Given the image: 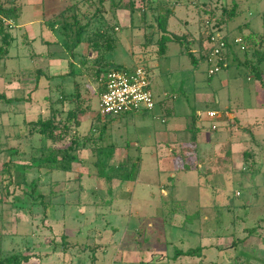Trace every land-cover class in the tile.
Listing matches in <instances>:
<instances>
[{"label": "rangeland", "instance_id": "1", "mask_svg": "<svg viewBox=\"0 0 264 264\" xmlns=\"http://www.w3.org/2000/svg\"><path fill=\"white\" fill-rule=\"evenodd\" d=\"M235 1L240 12L229 21L223 14L222 2L230 7L232 0H170L175 15L168 28L179 36L189 35L188 42L193 52L201 57V52L209 45L204 34L208 30L206 21L221 25L228 21L223 31L212 29V34H228L230 43L234 42L231 55L237 56L232 57L244 63L247 59L244 48L234 40L251 32L259 34L264 40V0ZM2 2L11 6L12 0ZM57 12L63 15L64 8ZM126 15L127 12L123 11L117 15L118 19H113L120 29L117 35L121 39L113 55L114 65L125 68L148 65L149 72L152 70L153 91H161L163 95L164 88L161 87H168L165 92L167 97L163 96L173 103L176 101L174 114L180 117L179 125L183 123L176 131L182 133L184 139L174 146V143L168 142L167 146L176 147L173 151L175 156L178 155L175 162L178 170L188 165L193 171L176 174L158 172L159 164L151 159L150 149L143 148L135 138L136 132L141 135L153 126L165 128L163 121L168 122L169 116L164 114L162 120L160 107L156 108L154 115L128 113L114 121H121L120 126L110 127L114 124L113 120L103 119L98 113L102 84L93 65L80 74V84L90 81L84 99L78 105H67L66 101L58 104L63 112L76 106L80 108L78 132L81 135L78 136L86 142L72 162L62 160L69 146L68 141L55 144L40 134H30L27 122L20 124V120H13V126H19L14 130L10 128L9 120H5L9 116L15 118L14 110L19 111L18 115L23 118L32 110L31 118L48 119L51 114L49 104H45L42 95L36 102L30 95L20 108L8 109H4V97L0 95V126H6L4 131H10L5 138L0 131V181L4 164L8 162L14 167L11 197L6 198L0 190V246L4 244L8 251L20 250L29 258L23 264H49L51 260L47 258L50 256H54L53 264L61 263L57 256L60 255L64 237L69 244H138L145 250L152 244H165L168 253H171L169 264L180 261L175 260L174 253L187 249L184 244H192L194 248L204 247L201 256L192 255L198 258L193 259L194 264H264V178L260 174L256 178L252 176L254 171H264V131L260 135L262 141L252 143L250 129L240 125L238 119L230 122L227 115L237 109L253 107L256 103L264 105V87L251 69L257 59L255 63H251L253 60L250 59L246 68L237 65L238 62H231L233 58L229 57L225 60L230 63L228 67L210 77L209 65L202 61L195 68L177 44L169 45L172 57L167 61L161 60L155 14L151 16L148 13L142 30L137 24L131 27ZM7 24L10 26V22ZM1 41L2 36L0 46ZM132 63L134 66L130 67ZM259 68L264 70V62ZM60 96H63L62 93ZM168 107H171L170 101L165 109ZM213 110L222 113L221 121L215 122L218 126L215 130L212 128L214 123L207 118V112ZM261 120L258 119L257 124ZM197 122L209 139L215 138L212 140L221 145L216 143L219 146L210 147L207 142L206 146L201 144V149H195L190 142L197 135ZM104 124L107 127L101 138ZM107 129L113 133L111 140L106 137L109 134ZM225 129L230 137L219 138L226 136ZM188 133L189 139L186 138ZM143 138L147 139L146 135ZM231 139L241 143L233 147L230 141L226 142ZM132 146L134 150H128ZM251 148L257 163L255 170L250 169L242 157L243 152ZM196 150L197 155H194ZM168 154L171 155L170 151ZM47 156H56L57 163L45 162L43 159ZM130 172H135L139 183L125 179ZM168 178L171 181L167 182V187L160 185L159 188V184H164ZM146 181H151L153 187L147 188ZM174 181L176 186L172 189ZM197 181L199 188L194 185ZM31 184H36L35 195L31 193ZM167 188L169 190L164 194ZM151 191H155V197L150 194ZM17 196L25 204L24 209L13 203V198ZM183 199L187 205L177 201ZM179 203L183 204L184 212L181 214L175 209L181 208ZM196 211L200 217L196 216L193 224L181 226L184 216L196 215ZM177 217L180 226L172 223ZM232 244H238V248L235 249ZM71 251L75 253L76 248L69 253ZM115 252L116 247L109 248L110 257ZM159 258L155 264H160L157 262ZM235 258L239 261L234 262Z\"/></svg>", "mask_w": 264, "mask_h": 264}, {"label": "crops", "instance_id": "2", "mask_svg": "<svg viewBox=\"0 0 264 264\" xmlns=\"http://www.w3.org/2000/svg\"><path fill=\"white\" fill-rule=\"evenodd\" d=\"M19 2V3H18ZM18 7L20 8L18 12L17 19L11 20L10 22V47L8 49L7 55L3 59V61L0 64V95L4 97L3 105L5 106L4 109L11 108H20V105H22V102L24 104L25 98L29 97L33 99L34 102H36L39 98V95H42L44 97L45 104H49L48 111L50 112V98L52 96L60 97L61 92L63 91L67 95H71L74 93L76 89L79 91L80 100L84 99V96H86V91L89 89V85L87 84L90 81H88L86 84H80L81 80V73L85 72V68L88 66H92L93 63H95L97 52L93 50L92 42L88 40L89 33L83 34V39L80 43H78L77 38L76 41L73 43L72 34L69 33V31H65L62 29V26L59 23V19L62 17L59 11V9L64 8L65 15L66 12L74 11L73 9V3H76L75 0H17ZM70 5V6H66ZM107 6L105 17L113 18L110 11V3L106 2L105 4ZM61 6V7H60ZM60 7V8H59ZM77 13L80 12V14H83L86 12V8L84 4L80 5V9L76 10ZM123 11L122 9H119L117 12V15L121 14ZM127 19L130 20V17L127 13L126 15ZM82 19V17H80ZM64 19V18H61ZM118 19V17H117ZM172 19V17H171ZM170 19V21H171ZM62 22V20H61ZM91 29L97 25V20L94 19L91 22ZM131 27H133L130 24ZM60 27V28H59ZM118 28V25H117ZM134 28V27H133ZM120 30L119 28L117 29ZM151 37V36H150ZM121 39H119L118 44H120ZM117 44V47H118ZM117 49V48H116ZM115 49V50H116ZM115 50L113 53L109 54L107 56L108 61L111 63H115L113 61V55L115 54ZM129 51V49H128ZM169 51L166 55L161 57V60L164 59L167 61L171 55H169ZM112 60H110V58ZM133 61L135 63V59L133 58ZM134 63L130 67H133ZM228 64V63H227ZM39 72L41 75L39 76ZM82 75V74H81ZM162 86V85H161ZM70 87V88H69ZM54 88V89H53ZM61 90H58V89ZM162 91L164 92L163 95L167 97L168 90L162 86ZM53 89V91H52ZM47 91V93H45ZM57 91V92H56ZM161 91H156L154 94L157 98L156 100L160 101L161 103H157L155 109L151 112H144V113H133L134 115L144 116L148 114H152L155 112L157 107H160L162 113V120H164L165 115L168 114L169 116L167 118L168 122H164L166 125L165 128H157L152 127L149 128V130L145 129L141 135L136 132L135 138L138 139L137 141L140 142V145L144 147H148L152 153L151 159H155L156 163L158 162L159 166L157 168L158 172L162 171L163 173H178L179 171L182 172H190L193 170H183L176 168L175 162L178 158V155L175 156V152L173 151L176 149V147H168V142L177 144V142L180 141V139H184L182 136V133H177L176 129L179 125L180 117L177 116L175 112L176 108L174 103L176 101H170L171 107L169 112H166L168 109H165V105H168L169 101L164 99V96L161 95ZM71 98V96H69ZM165 100V103L163 101ZM178 99V98H177ZM100 101V97H99ZM26 102V101H25ZM69 105L68 103H66ZM18 106V107H16ZM172 109V110H171ZM174 109V110H173ZM99 110V108H98ZM238 110V109H237ZM232 111L230 113H227L229 116V121L233 122L235 119H238L240 122V125H243V127H248L250 130V138L252 143H259L262 141V138L260 137L262 131H264V113L262 114L261 110H264L263 103H256L253 107L246 108V109H239L238 111ZM8 112V111H7ZM264 112V111H263ZM32 110L30 114H32ZM99 113V112H98ZM258 113V114H257ZM9 114V112H8ZM19 111L14 110L13 115L14 119H12L10 116L6 117L5 120H9L11 123L10 128L18 129L19 126L14 127L12 123H14L15 120H20L19 123L22 122H37L39 118L33 119L31 118L30 114L27 115L26 118H23L22 115H18ZM262 114V115H261ZM7 115V114H6ZM5 115V116H6ZM46 117V116H44ZM23 118V119H22ZM43 118V117H42ZM222 118V113H221ZM221 118L218 120L221 121ZM262 119L260 121V124H257L258 119ZM103 119L111 120L112 117H106ZM4 120V121H5ZM14 120V121H13ZM170 120V121H169ZM212 121L215 125H217L215 122ZM114 122V121H113ZM26 123V124H27ZM91 123V121H90ZM121 121H118L117 123L114 122V124H111L110 127H117L120 126ZM19 124V125H20ZM249 124V125H248ZM256 125V126H255ZM21 126V125H20ZM255 126V127H251ZM6 126H0V131L2 132L1 135H3V138L8 137L10 135V131H4ZM197 127L198 122H197ZM218 127V126H217ZM218 129V128H217ZM10 130V129H9ZM204 131L199 130L195 135L196 137V144L197 148H202L201 144L206 146L205 144L208 142V145L210 147L213 146H219V142L216 140L209 139L207 137V134L203 133ZM107 133H109L106 137L108 139H112L113 133L107 129ZM224 133H226V136L219 137V138H227L230 134L227 132V130H224ZM146 135L147 139L143 138ZM142 137V138H141ZM191 137H194L191 133ZM207 137V138H206ZM230 137V136H229ZM186 138L189 139V133L186 134ZM206 139H208L206 141ZM217 139V138H216ZM194 140V138H193ZM222 141V140H221ZM232 144V146H238L241 141L236 140H228L226 142H229ZM167 142V143H166ZM218 143L219 145H217ZM253 151V148H251ZM128 150L132 151L134 150L133 146L130 147ZM181 150V148H180ZM203 150V149H202ZM170 151L171 155L168 154ZM173 152V153H172ZM177 153V151H176ZM199 160V159H198ZM178 161V160H177ZM201 160L199 162L200 166ZM259 165V164H258ZM257 167V163L255 165ZM263 166H261L262 168ZM214 169V167H212ZM260 166H258V169ZM168 170V171H166ZM255 170V169H254ZM261 175L264 178V171L262 170L260 173L254 171L252 173V176L255 175V178L258 177V175ZM138 177V176H137ZM135 179L134 183H139V178ZM171 181V179L168 178V180L164 181V184H159L161 187L165 186L167 187V182ZM173 183V188L176 186V181ZM196 182L197 187L200 185ZM170 183V182H169ZM145 186L148 188L153 187V183L151 181H146ZM200 187V186H199ZM198 187V188H199ZM167 190L164 192V194H167ZM162 192V189L159 191V195ZM155 191H151L150 194L154 196ZM155 197V196H154ZM180 202H183L187 205V202L183 200H177ZM181 205V208L178 209V214L183 213V204L179 203ZM178 204V205H179ZM205 208V207H204ZM201 210V209H200ZM199 213V212H195ZM175 214V213H174ZM192 216V214H189ZM184 216V220L185 217ZM184 220L182 222V225L178 219H174V226H183L188 225L184 224ZM129 231V229H128ZM2 248L5 251H8L5 249V245L1 244ZM95 246L97 249L95 256V261L91 260L89 257L90 251H84L85 244H79L72 246L71 249L76 248V252L73 253L72 251L69 253L70 249H67V253L63 254L62 251L57 253V257L59 258V261L61 260V263L58 264H155L157 257L159 260L157 261L160 264H169L171 253H168V248L165 246V244H152L151 248L145 250V248H142L138 246V244H89ZM188 248L183 249V252L190 251L194 249L192 244H184ZM70 246V247H71ZM233 246V244H232ZM116 247V252L112 255V257L109 256V248ZM169 247V246H168ZM234 247V246H233ZM61 248V247H60ZM202 248H204L202 246ZM237 249L238 247H234ZM145 250V251H144ZM10 251V250H9ZM79 251V252H78ZM78 252V253H77ZM140 252V253H139ZM181 251H176L174 253L175 260H180L177 264H194L193 259H197L193 257L192 255H178L177 253ZM146 254L147 256H144L143 254ZM206 253H209L206 250ZM122 254V255H120ZM202 254V252H201ZM200 254V256H201ZM197 254H195L196 256ZM54 257V256H53ZM52 256L47 258L49 264H53L52 262ZM209 259V258H208ZM46 258L43 260L45 261ZM236 260H234L235 262ZM203 262V261H201ZM200 262V263H201ZM44 263V262H43ZM207 263V262H206ZM203 264V263H201Z\"/></svg>", "mask_w": 264, "mask_h": 264}, {"label": "trees", "instance_id": "3", "mask_svg": "<svg viewBox=\"0 0 264 264\" xmlns=\"http://www.w3.org/2000/svg\"><path fill=\"white\" fill-rule=\"evenodd\" d=\"M3 0H0V36H2L1 46H0V64L7 55L8 49L10 47V26L9 21L16 20L18 17V12L20 8L18 7L17 0H12L11 6L4 5ZM76 3H73V9L74 11L66 12L61 15V18L59 19V23L62 26V29L65 31H69L70 34L73 36V40H76L78 43H80L83 39L84 33H89L88 40L92 42L93 50L97 52V57L95 60V64H93L92 68L95 69V73H97L98 78L101 80V90L100 94L105 90L104 88V79L108 72L112 70H120V69H126L125 67L116 66L110 61H108L107 56L114 52V50L117 48V44L119 41V37L117 35L118 28L117 24L113 19H117V12L119 9L125 10L129 17H130V24L135 27L136 24L139 27L138 29L142 30L143 23L146 20V16L148 13L153 16V14L156 15L155 20L157 23V43L159 48V54L160 56H164L169 51V45L170 44H177L182 49V54L189 57V59L192 62V65L196 68L200 63H203L207 61L209 56V49L205 48L204 51H202L201 57L198 56L193 52V49L191 48V43H189V35L185 34L182 36H179L178 34L171 31L168 26L170 24V19L173 15H175V8L170 4V0H127L128 2L125 3L126 0H75ZM106 2L110 3V11L113 18L109 16V18L105 17L106 13ZM84 4L86 8V12L83 14L77 13V9H80V5ZM139 4V5H138ZM221 6V5H220ZM222 8L223 14L225 13L227 15V18H229V21H232L236 18L237 14L240 12L239 5L235 0H232V6L228 7L225 5L224 2H222ZM91 9V10H90ZM91 11L92 15H91ZM82 17V19L80 18ZM225 17V16H224ZM226 18V17H225ZM96 19L97 25L91 29V22ZM62 20V22H61ZM7 22V23H6ZM225 23L228 24V21ZM224 23V24H225ZM224 24L221 25L219 23H212V21L207 20L206 26L208 27V30L206 33V39L209 40L210 36L213 35L212 29H215L216 31H223ZM213 25V26H212ZM150 40L152 39L149 37ZM242 38V46L244 47V51L246 54L247 59H245V62L240 63L238 62L239 59L233 58L232 56H236V54L232 53V48H234L232 45L234 42H231L230 36L227 34V41H226V47L224 49V57L225 60H227L229 57H232L233 60L231 62H238L237 65H244L248 66L250 59L253 60L251 63H255L254 61L257 59V63L251 67L252 72L255 73V77L261 82L262 86L264 87V70L259 68L261 64L264 62V48H262V42L264 44V40L259 34H255L251 32V34H247L241 37ZM236 39V38H235ZM74 43V41H73ZM207 43V42H206ZM234 50V49H233ZM230 63L227 64L226 67H228ZM148 67V65H146ZM226 67H223L225 70ZM245 68V67H244ZM148 69V68H147ZM152 70H150L151 72ZM39 76L41 73L39 72ZM212 77V76H210ZM58 90H61L60 88ZM57 92V91H56ZM63 96H60L59 98L56 96H52L49 100L50 102V117L48 119L41 118L37 122H31L27 123V127L30 130V134H40L44 136L46 139L51 140L53 143L58 144L63 141H68L69 146H67V150L65 151V157L62 158L63 161L72 162L77 159V152L79 148H83L85 146V142H83V139H80L78 135V128L80 126V121L78 120V113L80 112L79 106L69 108L68 112H63L60 103H68L69 105H78L80 101V93L78 89L74 91L71 95L63 94L64 92H61ZM71 96V98L69 97ZM156 96V95H155ZM157 99V98H156ZM165 100H168L166 97H164ZM163 99L164 103L165 100ZM161 103L160 101L156 100L157 103ZM167 112H169L170 108H167ZM139 112V113H144ZM65 114V115H64ZM100 115V114H99ZM126 114H122L119 116H112L113 121H115L118 118L125 117ZM30 126V127H29ZM106 125L104 124L103 128L100 132V137L102 138V133L106 129ZM196 132L200 130V128L196 127ZM196 137L193 141L190 143L193 145V147L196 149ZM193 153L190 155L192 157ZM194 155H197V150ZM51 156V155H50ZM244 162L250 165V169L254 170L256 165V160L254 158V154L252 152V149L247 150L243 152L242 154ZM45 162L50 161L53 164L57 163L56 156H52L50 158L43 159ZM245 163V164H246ZM132 167H135V164H132ZM198 167V166H197ZM199 170V168H197ZM3 174L2 179L0 181V190L3 191V196L6 198L11 197L10 187L13 184V171L14 167L11 165V163H5L3 166ZM135 170V168H132V170ZM183 170H191V167H188V165H185V169L181 167ZM135 173V172H134ZM133 172L129 173V176L125 179L135 181L137 175H135ZM200 173V170L199 172ZM131 178V179H128ZM4 190H3V189ZM31 193L35 195L36 192V184H31ZM239 194V193H238ZM13 203L18 208H25V204L21 202L20 197H14ZM178 206V205H177ZM176 209V208H175ZM200 214V213H199ZM198 213L196 215H187L184 220V224H193V222L197 219L196 216L200 217ZM219 223L222 222V212L219 214ZM253 233L256 234V232L253 231ZM64 242L61 244V251L63 254L67 253V249L72 248V246H75L76 244H69L66 242V239L64 237ZM238 241V240H237ZM240 241V240H239ZM72 245V246H71ZM79 245V244H77ZM234 247H238V244H233ZM71 246V247H70ZM98 248L95 246H91L89 244H85L84 251H90L89 257L91 260L95 261L96 256L95 253ZM203 251L202 247L194 248L187 252H178L176 256L178 255H200ZM192 253V254H191ZM29 258L27 256H24L20 250H10L5 251L2 246H0V264H23V262L27 261ZM236 259V258H235ZM236 261H239V258L236 259Z\"/></svg>", "mask_w": 264, "mask_h": 264}, {"label": "built area", "instance_id": "4", "mask_svg": "<svg viewBox=\"0 0 264 264\" xmlns=\"http://www.w3.org/2000/svg\"><path fill=\"white\" fill-rule=\"evenodd\" d=\"M227 35L215 33L208 40L209 65L208 75L214 76L227 66L224 57ZM235 43L242 48V38H236ZM105 90L100 94L99 114L106 118L128 113L151 112L156 107V97L153 91L152 75L146 66L112 70L104 79ZM221 117L218 111H208L207 118L216 121ZM212 128L217 129V125Z\"/></svg>", "mask_w": 264, "mask_h": 264}]
</instances>
